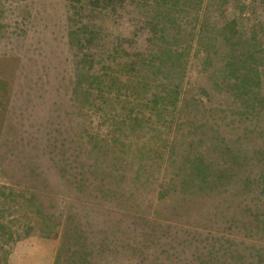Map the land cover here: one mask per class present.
Instances as JSON below:
<instances>
[{"label":"rangeland","instance_id":"1","mask_svg":"<svg viewBox=\"0 0 264 264\" xmlns=\"http://www.w3.org/2000/svg\"><path fill=\"white\" fill-rule=\"evenodd\" d=\"M167 3L146 70L128 40L90 68L65 0H0V264H264V0ZM110 7L103 55L146 43L153 0ZM195 156L232 175L187 182Z\"/></svg>","mask_w":264,"mask_h":264},{"label":"trees","instance_id":"2","mask_svg":"<svg viewBox=\"0 0 264 264\" xmlns=\"http://www.w3.org/2000/svg\"><path fill=\"white\" fill-rule=\"evenodd\" d=\"M68 8V19L73 21V25L69 30V34L72 36V40L75 41L80 47H83L79 51L81 60L88 62V66L90 68L94 65V61L100 62L103 61L104 56L115 58L118 56V50L124 49L121 45V40H128L130 46L134 49L132 51V55H128L129 59L127 61L128 67L132 66L135 68V64H141L142 67L148 66V68L155 67L153 61L154 59H159L160 53L165 54L163 42H165V33L164 27L165 25H171L173 19L170 18V21L166 19V5L167 0H153V12L151 14H144L143 17L139 19L143 25H145L148 29V34L144 38L146 43L142 45H137V39L132 37L131 35H122L116 36V40L114 41V45L111 48L106 49L105 55H103V50H99L98 42L101 38V28L96 24L97 20H100L103 16H106L112 11L116 10L113 6L116 1L120 2L122 0H65ZM115 2V3H114ZM110 7V8H109ZM109 9V10H108ZM169 22V24H166ZM163 47V50H162ZM172 51V50H171ZM130 52V51H128ZM163 61L165 59H162ZM159 64V61L156 65ZM227 64V68H229V61H225ZM89 68V69H90ZM157 68V67H155ZM254 73V71H252ZM256 72V71H255ZM91 75L96 77H100L102 72L94 70ZM240 80L238 83H233V86H236L237 93L239 95H243L244 93H249L250 97L254 99H258L256 91L252 90L253 84L255 81H249L245 77L244 74L240 75ZM177 86L170 85L168 90L165 92V95L168 97H173L177 93ZM236 158V155L233 154ZM244 156V155H243ZM241 156V157H243ZM238 158V157H237ZM236 161V160H234ZM238 161V159H237ZM189 163L190 167H188V176L187 182H191L193 179H197L201 181V183H209L210 181L221 182L220 179L223 176H231V166L227 164V161H224L222 164L217 160H206L202 159L200 156H195ZM226 163V164H225ZM264 164V163H263ZM216 171L225 172L223 175H217ZM226 174V175H225ZM264 174L262 177L264 179ZM185 176V177H186ZM244 182L237 188L236 192H243L244 190L253 191L256 187L261 186V176L255 178L244 177ZM198 185H203L200 182H197ZM193 184H196L193 182ZM261 217L260 220L264 227V211L260 212ZM79 261V260H78ZM79 264H83L82 262ZM210 264V263H208Z\"/></svg>","mask_w":264,"mask_h":264}]
</instances>
